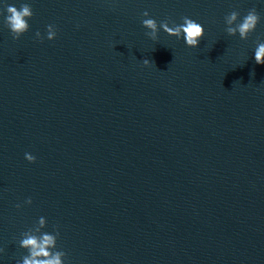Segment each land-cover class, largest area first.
Wrapping results in <instances>:
<instances>
[{
	"label": "water",
	"instance_id": "water-1",
	"mask_svg": "<svg viewBox=\"0 0 264 264\" xmlns=\"http://www.w3.org/2000/svg\"><path fill=\"white\" fill-rule=\"evenodd\" d=\"M253 7L247 39L228 35L224 17ZM185 16L197 47L141 23ZM258 41L264 0H0V264L54 225L64 264H264Z\"/></svg>",
	"mask_w": 264,
	"mask_h": 264
},
{
	"label": "clouds",
	"instance_id": "clouds-1",
	"mask_svg": "<svg viewBox=\"0 0 264 264\" xmlns=\"http://www.w3.org/2000/svg\"><path fill=\"white\" fill-rule=\"evenodd\" d=\"M6 13L4 17V25L9 29L13 39H18L21 34L29 29L28 19L32 17L33 11L29 3H22L19 8L14 5L6 6ZM147 17L149 13L145 10L142 13ZM240 13L238 11H231L224 17L225 31L228 35L234 36L239 34L240 39H247L248 35L253 32L260 21V15L256 8H250L247 13L238 21ZM183 23L176 24L172 22V26H169L167 20L160 21L158 23L153 18L143 19L141 21L142 26L148 29L145 33L152 40H157V33L162 29L169 36H175L178 39L183 36L185 44L189 47H197L200 38L204 34L203 26L189 17L181 18ZM47 39L51 40L56 35L55 26L49 24L46 26ZM37 38H40V32L35 33ZM255 62L257 64H264V41H258L254 50ZM143 63L148 65L150 61L143 59ZM25 159L29 162H34L36 157L30 153H25ZM24 203L30 204L31 197L27 198ZM17 208L21 207L20 204L16 205ZM45 218L41 216L39 218V224L43 226ZM53 233H42L37 235L33 232L25 231L22 235L23 238L19 240V246L27 250V254L22 257V260H18L16 264H64V257L66 253L62 250H53L56 248V240L59 236V232L55 231V225ZM39 232V228L36 229Z\"/></svg>",
	"mask_w": 264,
	"mask_h": 264
}]
</instances>
